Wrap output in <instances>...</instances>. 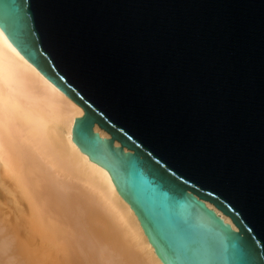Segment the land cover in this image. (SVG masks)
Listing matches in <instances>:
<instances>
[{
	"label": "water",
	"instance_id": "obj_1",
	"mask_svg": "<svg viewBox=\"0 0 264 264\" xmlns=\"http://www.w3.org/2000/svg\"><path fill=\"white\" fill-rule=\"evenodd\" d=\"M0 27L164 264H264V0H0Z\"/></svg>",
	"mask_w": 264,
	"mask_h": 264
},
{
	"label": "bare ground",
	"instance_id": "obj_2",
	"mask_svg": "<svg viewBox=\"0 0 264 264\" xmlns=\"http://www.w3.org/2000/svg\"><path fill=\"white\" fill-rule=\"evenodd\" d=\"M82 114V107L26 59L0 27V190L17 205L21 200L27 202L29 214L20 206L24 217L19 220L27 222L36 235L37 224L44 219L62 233L56 222L63 218L67 202L93 205L119 222L139 264H164L109 171L72 140L73 123ZM94 129L107 137L97 125ZM207 205L236 229L228 216L211 203ZM19 223L18 227L25 226ZM5 236L0 242H14L12 236ZM39 240L49 245L46 237Z\"/></svg>",
	"mask_w": 264,
	"mask_h": 264
},
{
	"label": "rangeland",
	"instance_id": "obj_3",
	"mask_svg": "<svg viewBox=\"0 0 264 264\" xmlns=\"http://www.w3.org/2000/svg\"><path fill=\"white\" fill-rule=\"evenodd\" d=\"M6 183L12 187L10 180L6 179ZM21 202V205L15 204L0 190V238L2 237V241L6 234L5 238L12 236L13 239H10L14 241L10 243L7 242L9 239L4 240L11 244L9 246L2 243L3 241L0 242L5 244V248L8 246L7 250L0 245L1 249L6 250L1 252L0 249V264H139L138 256L136 257V252L127 242L123 228L104 210L76 201L67 202L63 218L56 222L62 233L57 232L59 228H51L49 220L44 219L37 224L36 235L27 222L20 221L23 216L22 209L29 214L27 202ZM18 221L27 228L23 225L18 227ZM109 233L114 236L110 237ZM40 236L46 237L49 245L42 243Z\"/></svg>",
	"mask_w": 264,
	"mask_h": 264
}]
</instances>
